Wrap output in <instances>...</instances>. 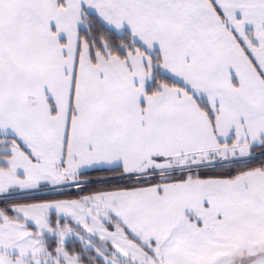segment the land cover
Wrapping results in <instances>:
<instances>
[{"label": "snow or ice", "instance_id": "6c2138e0", "mask_svg": "<svg viewBox=\"0 0 264 264\" xmlns=\"http://www.w3.org/2000/svg\"><path fill=\"white\" fill-rule=\"evenodd\" d=\"M0 264H264V0H0Z\"/></svg>", "mask_w": 264, "mask_h": 264}]
</instances>
